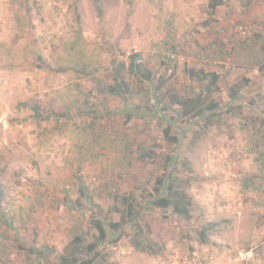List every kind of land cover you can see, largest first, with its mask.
<instances>
[{
  "label": "rangeland",
  "instance_id": "obj_1",
  "mask_svg": "<svg viewBox=\"0 0 264 264\" xmlns=\"http://www.w3.org/2000/svg\"><path fill=\"white\" fill-rule=\"evenodd\" d=\"M210 1L0 0V264H62L96 219L93 264H264V0ZM133 51L154 78L123 99L112 60ZM171 183L189 218L154 206Z\"/></svg>",
  "mask_w": 264,
  "mask_h": 264
},
{
  "label": "trees",
  "instance_id": "obj_2",
  "mask_svg": "<svg viewBox=\"0 0 264 264\" xmlns=\"http://www.w3.org/2000/svg\"><path fill=\"white\" fill-rule=\"evenodd\" d=\"M221 3L217 0H211L210 5L212 8H216ZM129 58V65L127 68V63L125 61H118L117 59L112 60V71L115 77V84L109 87V91L112 94L120 98H129L131 97L129 93L131 92V77L130 74L134 75L137 79L138 83H144L145 81L150 82L154 78L153 71L148 67L143 54L140 51H133L128 55ZM190 76H199L201 75L202 78L210 77L209 80V87L216 86L217 83L220 81L221 73L214 71V72H206L203 69L195 70L194 68L189 69ZM141 85V84H140ZM162 85V84H161ZM133 94V93H132ZM173 102H175L182 110L183 113L189 115L193 108L197 105V100L192 97L183 96L180 94L173 93L171 95ZM217 104L211 102L208 107L213 109L216 107ZM38 108L35 109L36 112ZM138 112H142V108L139 106H134L131 108ZM128 114V113H127ZM131 117V114H128ZM39 119L38 116H36ZM166 134L169 132L166 130ZM174 139V138H173ZM165 173V171H164ZM164 183L163 176L159 177L156 180V194L160 193L161 185ZM169 194L166 196H161L156 201H154V206L157 208H167L169 206L173 207V210L183 215L185 218H189L191 216L190 205L192 202V197L189 193L185 192L183 189L179 188L177 185L175 186L173 183L169 184L168 186ZM4 196V185L0 178V207L2 205ZM134 196L133 195H123L121 197L115 196L114 197V204L113 209L120 214L122 220L126 222L127 217H130L134 214ZM96 226L99 230V237L92 241H87L86 238L82 235H76L72 238L67 248L64 250L63 255L61 256L60 260L62 264H93L96 260L97 256V248L99 245V241L104 240L107 237V229L103 225V223L96 219ZM123 221H116L111 222L110 226L113 229H119L120 226L123 224ZM202 236H206L204 233H201ZM150 251L155 250L152 244H149L147 247ZM53 247L46 249L42 248H35L34 253L42 258L45 256H49Z\"/></svg>",
  "mask_w": 264,
  "mask_h": 264
},
{
  "label": "built area",
  "instance_id": "obj_3",
  "mask_svg": "<svg viewBox=\"0 0 264 264\" xmlns=\"http://www.w3.org/2000/svg\"><path fill=\"white\" fill-rule=\"evenodd\" d=\"M242 32L245 33L246 30L244 29ZM243 255H244V256H243ZM243 255H241V256H242V257H246V254H243Z\"/></svg>",
  "mask_w": 264,
  "mask_h": 264
}]
</instances>
